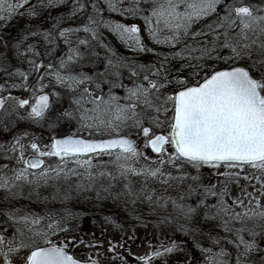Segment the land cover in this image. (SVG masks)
<instances>
[{
  "label": "snow or ice",
  "instance_id": "1",
  "mask_svg": "<svg viewBox=\"0 0 264 264\" xmlns=\"http://www.w3.org/2000/svg\"><path fill=\"white\" fill-rule=\"evenodd\" d=\"M17 18L0 32V264H264V0H0ZM73 201L126 215L98 240Z\"/></svg>",
  "mask_w": 264,
  "mask_h": 264
},
{
  "label": "trees",
  "instance_id": "2",
  "mask_svg": "<svg viewBox=\"0 0 264 264\" xmlns=\"http://www.w3.org/2000/svg\"><path fill=\"white\" fill-rule=\"evenodd\" d=\"M60 10H53L52 16L58 15ZM107 15V14H106ZM116 19H120L119 17H115ZM142 23V22H141ZM24 21L20 20L19 18L14 19L10 23L7 24V27H4V22H0V32H3L4 34H10V35H16L17 31L23 26ZM145 40L147 41V34L144 33ZM106 42H110L116 50L121 55H131L128 50L114 37L108 36V39ZM101 55L103 56L104 53L101 51ZM141 59H146V57H141ZM52 190L49 189L46 192H44V195H48ZM32 208L39 211L41 209V205L33 204L31 205ZM53 207L59 208L61 207L59 204L53 205ZM69 207L73 211L84 213L83 221H82V228L80 231H89L93 227H105L107 225L103 224V216L106 214L113 215L114 218H123L125 217V213L123 210L119 209L116 205L112 204L111 202H105L103 206L97 207L94 206L92 203H83V202H71L69 204ZM135 221H132L130 218H128V226H131L134 224ZM141 231V228L138 229Z\"/></svg>",
  "mask_w": 264,
  "mask_h": 264
},
{
  "label": "rangeland",
  "instance_id": "3",
  "mask_svg": "<svg viewBox=\"0 0 264 264\" xmlns=\"http://www.w3.org/2000/svg\"><path fill=\"white\" fill-rule=\"evenodd\" d=\"M108 226H105L103 228H106ZM85 233H90V232H95L96 233V238L98 240H104L106 237L107 238H110L113 233L111 231V228H108V231L105 232L103 235L101 234V227H93L92 229H90L89 231H83ZM136 235L141 239V240H144L145 238V230L141 228V231H139L137 229V232H136ZM149 239H151V237H149ZM147 246L146 245H133L132 246V251L133 253L137 254V255H142L145 251H147ZM177 256L179 257L178 260L177 258L174 256V257H171L170 260L172 261V264H183V261H184V256L183 255H180V254H177ZM130 264H136V260H135V257H131L130 258Z\"/></svg>",
  "mask_w": 264,
  "mask_h": 264
}]
</instances>
